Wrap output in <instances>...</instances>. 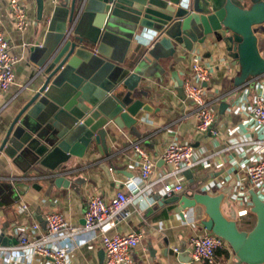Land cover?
I'll use <instances>...</instances> for the list:
<instances>
[{"label": "crops", "instance_id": "obj_1", "mask_svg": "<svg viewBox=\"0 0 264 264\" xmlns=\"http://www.w3.org/2000/svg\"><path fill=\"white\" fill-rule=\"evenodd\" d=\"M17 1L24 6L28 19V28L22 32L14 28L8 11L9 0H0V26L12 54L18 59L15 83L0 97V143L25 104L45 86L44 76L37 73V67L30 60V49L43 44L46 21L53 6L44 0V22L38 24L35 0ZM253 32L257 36L258 52L264 59V23L254 27ZM152 40L150 33L138 37L132 41L126 57L129 65H137L141 69L139 88L146 94L142 101L151 112H140V119L132 134L125 128L117 129L110 124L111 132L105 138L104 155L93 143L83 158H71L67 167L73 172L68 177L75 183L73 189H56L51 181L45 179L47 172L40 166L23 174L6 156H0V183L13 180L14 185L24 184L28 187L17 203L0 207V247L4 249L0 264H51L47 259L35 258L30 252L20 249L15 231L26 229L28 240L40 239L46 234L44 218L49 212L61 215L72 228L82 227L89 198L99 196L110 201L119 190L125 189L126 182L138 181L140 170L133 166L134 153L130 148L134 142H139L155 163L150 182H156V185L152 192L142 193L109 231L140 234V244L132 251V264H206L187 260L180 252L192 234L205 233L198 223L206 219L203 211L199 207L184 211L182 219L172 212L175 204L160 205V202L175 195L192 197L202 193L221 196L220 209L224 217L235 222L242 232H249L255 226L251 204L244 203L238 197L235 199V196L238 192H245L249 198L251 191L242 171L250 161L246 153L249 149L247 143L264 139V125L256 128L252 121L253 100L260 86L264 88V75L240 82L238 65L229 58L223 59L224 53L218 47L208 45L203 49H193L192 52L202 54V62L210 67L205 91L216 112L212 125L216 135L201 133L196 129V110L188 99L180 97L174 79L175 76L184 81L192 75L189 69L191 52L179 49L175 59L154 61L147 55ZM35 58L38 60L39 56ZM146 58L149 63L145 61ZM223 104L226 107L221 108ZM24 119L25 123L35 124L27 117ZM174 141L191 144L198 159L215 157L205 161L199 170L192 173V182L184 176L182 192L162 198L154 191L162 187L157 180L170 167L162 162L161 155ZM253 154H256V150H253ZM179 178H171L166 183L175 184ZM23 205L27 207L26 211H21ZM33 224L38 229H31ZM59 243L63 247L72 244L68 264H103V250L96 233H77L60 238ZM176 248L179 249L177 254L173 251ZM214 260V264H238L229 246L218 250Z\"/></svg>", "mask_w": 264, "mask_h": 264}, {"label": "water", "instance_id": "obj_2", "mask_svg": "<svg viewBox=\"0 0 264 264\" xmlns=\"http://www.w3.org/2000/svg\"><path fill=\"white\" fill-rule=\"evenodd\" d=\"M35 2L36 20L42 24L45 2ZM46 22L43 44L30 49L45 86L9 126L0 156L23 174L44 168L45 179L56 189L75 187L68 178L73 174L67 167L71 158H83L93 143L104 155L110 124L132 134L140 112H151L142 101L141 69L126 61L138 37L153 35L147 55L154 61L175 59L179 49L192 52L210 45L238 65V81L264 75L253 32L264 23V0H64ZM174 79L185 99L182 81ZM25 117L35 124L25 123ZM184 176L193 181L190 170ZM12 182L0 183V207L17 203L28 189ZM222 201L221 196L197 193L175 195L160 205L175 204L172 212L182 219L184 211L199 207L206 218L198 222L200 227L227 242L236 263L264 264V202L249 193L256 224L242 232L223 216ZM184 246L180 252L189 260Z\"/></svg>", "mask_w": 264, "mask_h": 264}, {"label": "built area", "instance_id": "obj_3", "mask_svg": "<svg viewBox=\"0 0 264 264\" xmlns=\"http://www.w3.org/2000/svg\"><path fill=\"white\" fill-rule=\"evenodd\" d=\"M53 7L62 3V0H48ZM8 11L12 17L16 31L22 32L28 28V19L25 8L17 0H9ZM18 59L12 54L5 33L0 26V97L3 92L15 83V65ZM37 73L42 69L36 68ZM189 69L192 72L190 77L182 81V91L196 110V129L201 132H209L216 135L212 125L215 121L216 112L213 109V102L206 97L205 86L210 78V67L202 62V54L191 52ZM252 121L256 128L264 125V88L260 86L252 105ZM249 149L246 153L250 159L242 168L251 192L264 202V139L257 142L247 143ZM250 145H253L252 148ZM130 148L134 153L133 166L140 170L138 181L126 182L124 188L119 190L115 196L106 201L99 196L89 198L87 210L83 216V225L80 228H72L65 219L55 213L46 214L45 232L38 240H28L26 229L15 231L19 248L30 252L35 258L47 259L51 264H68V254L72 244L63 247L60 245V238L71 236L77 233H96L100 246L104 253L103 264H132V251L135 250L141 241L138 233L127 234L110 233L118 221L126 214L127 208L139 199L145 192H152L156 182H150L151 174L155 168L149 154L140 146L139 142L131 144ZM231 148L227 147V150ZM256 150V154H253ZM218 156V155H217ZM216 156V158H218ZM215 157L205 156L198 159L195 148L188 143H170L162 152V162L169 166L163 172L157 182L161 183V188L154 191L160 197H170L179 194L183 190L182 181L184 172L190 170L191 173L199 170L205 161ZM180 176L175 184L166 183L171 178ZM12 181V180H11ZM246 193L238 192L235 196L244 203H249ZM27 207L22 206L21 211H26ZM1 225V221H0ZM31 229L36 230L38 226L33 224ZM228 246L227 242L205 232L202 235L192 234L186 241L184 252L189 260L195 263H215V254L218 250H223ZM0 247V256L3 254ZM179 253V249L173 250Z\"/></svg>", "mask_w": 264, "mask_h": 264}, {"label": "rangeland", "instance_id": "obj_4", "mask_svg": "<svg viewBox=\"0 0 264 264\" xmlns=\"http://www.w3.org/2000/svg\"><path fill=\"white\" fill-rule=\"evenodd\" d=\"M214 109V108H213Z\"/></svg>", "mask_w": 264, "mask_h": 264}]
</instances>
